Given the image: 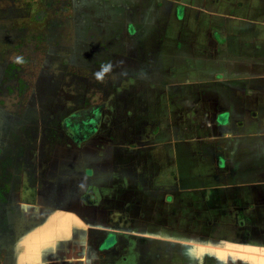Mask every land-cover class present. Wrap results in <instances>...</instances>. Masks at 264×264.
Segmentation results:
<instances>
[{
    "label": "crops",
    "instance_id": "obj_1",
    "mask_svg": "<svg viewBox=\"0 0 264 264\" xmlns=\"http://www.w3.org/2000/svg\"><path fill=\"white\" fill-rule=\"evenodd\" d=\"M104 2L144 43L95 52L103 107L43 66L24 113L0 110L4 264H264V0Z\"/></svg>",
    "mask_w": 264,
    "mask_h": 264
},
{
    "label": "rangeland",
    "instance_id": "obj_2",
    "mask_svg": "<svg viewBox=\"0 0 264 264\" xmlns=\"http://www.w3.org/2000/svg\"><path fill=\"white\" fill-rule=\"evenodd\" d=\"M93 1L0 0V110L18 116L24 113L29 95L34 89L38 91L36 80L39 72L43 73L40 69L43 66L65 71L58 76L60 80L64 79L66 72L82 76L77 95L86 93L87 101L96 99L93 103L97 108L103 107L112 94L110 89L116 76L104 72L105 65H100V57L97 59L95 52L104 48L134 59L135 51L131 47L137 44L136 41L144 42L133 36H124L128 31L135 32L139 23L133 26V22L128 20L129 14L122 13L121 6L112 11L116 13L113 19L117 11L120 17L124 16L123 21L120 19L122 23L109 22L104 16V7L107 8L104 0ZM154 26L159 28V24ZM163 40V36L157 39L159 47ZM83 47L89 48L84 50ZM54 58L57 63L50 66ZM64 58L65 61L72 58L76 64L71 65L68 61L67 65H61ZM104 94L108 97L103 98ZM9 163V155L6 157L4 148L0 149V264H4L7 253L3 246L10 247L12 243L13 211L8 204ZM15 213L19 215L20 212L17 209Z\"/></svg>",
    "mask_w": 264,
    "mask_h": 264
}]
</instances>
